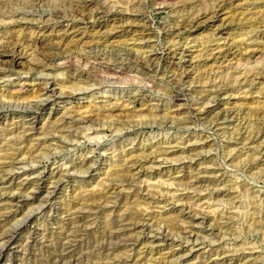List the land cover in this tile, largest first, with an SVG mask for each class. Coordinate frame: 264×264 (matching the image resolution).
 <instances>
[{
	"label": "rangeland",
	"instance_id": "1",
	"mask_svg": "<svg viewBox=\"0 0 264 264\" xmlns=\"http://www.w3.org/2000/svg\"><path fill=\"white\" fill-rule=\"evenodd\" d=\"M12 1L4 10L35 16L0 25V43L21 52L0 55L14 66L0 74V156L20 141L26 158L7 168L12 182L0 176V234L13 233L0 264H264V0H89L82 13L77 0ZM57 10L68 15L38 32L39 13ZM179 10L194 21L178 30ZM218 87L228 91L207 95ZM73 110L87 120L45 135ZM136 215L168 228L166 241L110 239L113 222ZM79 226L89 230L74 239Z\"/></svg>",
	"mask_w": 264,
	"mask_h": 264
},
{
	"label": "bare ground",
	"instance_id": "2",
	"mask_svg": "<svg viewBox=\"0 0 264 264\" xmlns=\"http://www.w3.org/2000/svg\"><path fill=\"white\" fill-rule=\"evenodd\" d=\"M23 1V0H22ZM44 0H26V4H27V2L29 3V2H31V7H38V6H40V4H42V3H44L43 2ZM74 1V0H73ZM87 1H89V0H77V1H75L74 3H72V5H71V9L74 11V12H78V13H82L83 11H84V7H85V4H86V2ZM91 1V0H90ZM216 2V5H217V7L220 9V10H222V9H224V7H226V6H228V5H232L233 4V0H215ZM20 2V1H19ZM24 2V1H23ZM15 2L14 1H12V0H0V18L2 17V19L1 20H3V21H1V23H0V25H3V24H6L7 22L8 23H11V24H13V22L15 23L16 21L18 22L19 20H21V19H27V18H29V16H35V13L34 12H32V13H26V12H19V11H7V9L9 8H7V9H5L4 10V8L5 7H7V6H10V5H12V7L15 5L14 4ZM18 3V2H17ZM90 3V2H89ZM14 4V5H13ZM24 4H25V2H24ZM196 5V4H195ZM192 6V5H191ZM198 6V5H197ZM11 8V7H10ZM41 8V7H40ZM188 8V7H187ZM15 9V8H14ZM182 9V8H181ZM178 10V9H177ZM185 10V9H184ZM220 10L218 11L217 10V13H219L220 12ZM35 11V10H34ZM188 11V10H187ZM196 11V10H195ZM36 12V11H35ZM41 12V11H40ZM68 12H69V9H68ZM86 12V11H85ZM84 12V13H85ZM179 12H180V10L178 11V19H177V24H175V25H173L174 27H173V29H182L188 22H189V25H191V24H193V23H191L190 24V22H193L194 21V19H183V17L182 18H180L179 16H180V14H179ZM214 12V11H213ZM37 13V12H36ZM66 13V12H65ZM65 13H63L61 10L59 11V10H57V11H53V12H51V13H47V14H45V15H43V13H39V17H40V22L41 23H43V25L42 26H40L39 27V31L38 32H45L46 31V29L48 28V26H49V24H50V22H54L55 23V25H58L60 22H62L61 21V19L63 18V17H66L67 15L65 14ZM177 13V12H176ZM183 13V12H182ZM181 13V14H182ZM186 13V12H185ZM190 13V12H189ZM188 13V14H189ZM192 14H194L193 12H191ZM199 13V12H198ZM201 13V12H200ZM206 13V12H205ZM77 14V13H76ZM216 14V13H215ZM78 15H80V14H78ZM191 15V14H190ZM189 15V16H190ZM81 16V15H80ZM84 16V15H83ZM83 16H81V17H83ZM185 16V15H184ZM75 17V16H74ZM193 17V16H192ZM195 17V16H194ZM188 18H190V17H188ZM7 19V22H5L4 20H6ZM173 19V18H172ZM198 20V19H197ZM176 21V20H175ZM172 22H173V20H172ZM171 22V23H172ZM196 22V21H195ZM261 22H264L263 20H261ZM176 23V22H175ZM188 25V24H187ZM186 25V26H187ZM59 26V25H58ZM70 29H65V31H66V33L68 34V31H69ZM71 32H74L73 30L71 31ZM50 46V45H49ZM50 49H56L57 51H58V54H56L57 55V58L58 57H60L61 59L62 58H65V57H67V55H65V52H62L60 49V47H58V46H54V45H52V46H50ZM66 49V48H65ZM21 52H19L16 48H14V47H10V45H7V44H1L0 43V55H2V54H10V55H13V57H14V60H15V57L18 55V54H20ZM48 54V53H47ZM129 54V53H128ZM132 54V53H131ZM56 57V56H55ZM93 57V56H92ZM102 57H100L99 55H95L94 56V59L95 60H99V59H101ZM131 58L136 62V63H138L139 61H141V57H138V56H134V54H132V56H131ZM141 58V59H140ZM55 59V58H54ZM133 60H131V61H133ZM143 60V59H142ZM148 60H150V62H152L153 61V59H151V56H150V58L148 57ZM96 62V61H95ZM100 62V61H99ZM46 63V62H45ZM49 63V62H48ZM93 64V63H92ZM11 66H13V65H11ZM11 66H6V64H3V66H0V74H7V73H9L10 71H12L13 70V68L11 67ZM40 66L42 67V68H45L47 65L46 64H40ZM61 66V65H60ZM137 66V65H136ZM14 67V66H13ZM152 67H153V64H151V63H149V65H148V69H152ZM156 67V66H155ZM158 67V66H157ZM111 68V67H110ZM83 70H85V69H83ZM257 70V69H256ZM80 72V71H79ZM252 72V71H251ZM260 72V71H259ZM82 73V72H81ZM81 73H79V74H81ZM256 73V72H255ZM255 73H253V74H251L250 75V77H248L247 78V80H250L252 77V79L251 80H256V79H260V78H262L263 79V77L261 76L262 74H259L258 72H257V74H255ZM84 74V73H83ZM106 79V78H105ZM111 80V79H110ZM110 80H108V79H106V80H104V81H102V82H110ZM263 81V80H262ZM251 85V84H250ZM219 88V87H218ZM228 91V89L226 88V87H223V88H219L218 90H215V91H210L207 95L208 96H210V95H217V94H219V93H226ZM206 95V96H207ZM176 96L177 97H179V96H182V93H179V94H176ZM48 98H49V95H47V97H44V98H40V100H37L36 102H34V103H31V106L32 107H36L37 109H43L45 106V104H46V102L48 101ZM23 110V109H22ZM80 111V110H79ZM79 111H77V110H73V111H70V113L67 115V116H65V118L62 120V122H60L59 124L57 123V124H54V125H50L49 126V128L46 130V134L45 135H47L48 134V132H50L51 131V129H58L59 127H61L62 125H64V126H67V125H70V126H75V125H78L79 126V124L80 123H82L84 120H87L86 119V117L83 115V114H80V112ZM229 112V111H228ZM230 113V112H229ZM229 113H222V118H225V116H228V114ZM220 117V116H219ZM187 122V121H186ZM157 123H159V122H157ZM189 123V122H188ZM161 124V123H160ZM77 126V127H78ZM6 129V128H5ZM4 130V129H3ZM13 130V129H12ZM59 130V129H58ZM65 130V129H64ZM8 130L6 129V130H4V131H2V133H0V136L1 135H5V136H8V135H10V134H8V132H10V131H8ZM24 132V134L25 135H27V136H34V135H36V134H34V133H32L31 135L29 134V130H24L23 131ZM259 133V132H258ZM25 135H24V137H25ZM13 136V135H12ZM11 136V137H12ZM248 136V135H247ZM264 136V135H263ZM262 135H257L256 134V136H254V137H252V138H249V141L250 142H252V143H256V142H259V140H261L262 141V137H263ZM251 137V136H250ZM28 138V137H27ZM43 138H45V137H39L38 139H43ZM23 139H25V138H23ZM245 139V138H244ZM248 139V138H247ZM26 140V139H25ZM44 141V140H43ZM43 141H40L41 143V145H43ZM245 141V140H244ZM12 142V141H11ZM45 142V141H44ZM18 143H20V141H15V144H12V146H8L9 147V149H8V151H6L5 152V154L3 155V157H1V160H0V172H2L1 173V175L0 176H2V178H3V180H4V182H12L13 180H14V178L15 177H17V176H19L18 175V173H16V172H12V171H9L7 168L9 167V166H13V165H15L17 162H23L26 158L25 157H23L22 156V154H23V152H24V150H22V148L21 147H18ZM197 143V142H196ZM35 146V145H34ZM260 146V145H259ZM35 147H37V146H35ZM254 147V146H253ZM33 149V148H32ZM32 149L30 150V151H27V153L29 152V153H33V151H32ZM39 149V148H38ZM36 150V149H35ZM260 153V152H259ZM26 154V153H25ZM156 158V157H155ZM126 161V160H125ZM134 162V161H133ZM136 163L137 162H134V163H132V165H130V166H125L126 168H124V172H126V171H128L127 173H129L128 175H132V171H134L132 168H134L135 167V165H136ZM139 163V162H138ZM86 165V162L85 161H81L80 163H79V165H77V166H79V167H83V166H85ZM210 165V164H209ZM253 165V164H252ZM76 166V165H75ZM246 166H247V164H246ZM90 167V166H89ZM141 168V167H140ZM247 168H249V167H247ZM123 169V168H122ZM251 169V168H250ZM264 169V168H263ZM126 170V171H125ZM140 170V169H139ZM82 171V170H81ZM122 171V172H123ZM210 171V170H209ZM208 171V172H209ZM123 172V173H124ZM211 172V171H210ZM264 172V171H263ZM123 173H119V174H121V175H123L124 177H125V174H123ZM201 173V172H200ZM204 173V172H203ZM207 173V172H206ZM218 173H219V175H220V177H224V175L226 174L225 172H220V171H218ZM202 175V174H201ZM126 176H127V174H126ZM121 177V176H120ZM128 177V176H127ZM216 177V176H215ZM218 178V179H216V182L217 181H220L221 180V178ZM122 179V178H121ZM125 181L127 180L126 179V177H125V179H124ZM59 181V180H58ZM130 181V180H129ZM202 181V178H200V177H197V182H201ZM60 182V181H59ZM213 182H214V180H213ZM58 183V182H57ZM129 183V182H128ZM113 185V184H112ZM118 187L117 186H112V187H110V189L109 190H113L112 191V193H114L115 191H118V190H116ZM218 190V189H217ZM51 194V193H50ZM92 195V194H91ZM49 196V195H48ZM113 197V196H112ZM50 199V198H49ZM110 200V199H109ZM85 201H87V200H85ZM103 201V200H102ZM92 202V204H89V205H85V206H89V207H91V208H93L94 206H97L98 208L101 206V205H103L102 203H104V202H106V201H104V202ZM88 202V201H87ZM87 202H85L86 204H87ZM81 205H84V204H82L81 203ZM186 205V204H185ZM85 206H83L84 208H85ZM82 208V206H79V208ZM77 208V207H76ZM83 208V209H84ZM87 210V209H86ZM188 210V209H187ZM191 210V209H190ZM74 211V210H73ZM89 211V210H88ZM76 212H78V211H76ZM191 213V212H190ZM194 213V212H193ZM196 213V212H195ZM195 213H194V215H195ZM198 213V212H197ZM197 213H196V215L194 216V215H192V214H190V219L191 218H193V217H196L197 216ZM6 214V213H5ZM90 214V213H89ZM189 214V213H188ZM30 215V214H29ZM69 215V213L65 216V221H70V223H75L76 221H83L82 220V217H76L75 216V218L74 217H69L68 216ZM192 215V216H191ZM232 215V214H231ZM4 216V215H3ZM137 216V215H136ZM5 218H7L8 217V214H6L5 216H4ZM90 217V216H89ZM202 217V216H201ZM87 218V217H86ZM129 218V217H128ZM128 218H126V217H122L121 219H118L117 221H115V222H113V226H114V231L113 232H111L110 233V235H108L109 237H110V239L112 240V239H114V238H120L121 239V241H120V243L121 244H123V243H125V245L126 246H128V245H130L132 242H134V244H135V242H136V239L134 238V235L133 234H135V233H133V232H141V233H146L147 235V237H151L152 238V241L151 242H154V241H156V240H158V239H163V241L168 237V233H167V231H169V229L168 228H166L165 226L163 227V226H161V227H159V229H157V228H155L154 227V224H153V222H152V220L151 219H148V218H145V216L143 217L142 215H139V216H137V217H130L129 219ZM204 218V221H205V219H208V216L206 215L205 217H203ZM191 221V220H190ZM171 222V221H170ZM169 222V223H170ZM174 222V221H173ZM80 223V222H79ZM157 223V222H156ZM80 225V224H79ZM169 225V224H168ZM156 226V225H155ZM171 226V225H170ZM169 226V227H170ZM189 226V225H188ZM75 227H76V225H75ZM86 227V226H85ZM84 227V229L82 228V226H79L78 228H77V230L75 229V231H74V233H70L69 235L70 236H72L73 238L74 237H84L83 235L84 234H86V232H87V228H85ZM172 228H173V226H171ZM170 227V228H171ZM192 227V226H191ZM190 227V228H191ZM164 228V229H163ZM190 228H188L186 225L184 226H181V225H179L178 227H176L175 229H177L178 230V232H179V234L181 233V235L185 238H190L191 236H192V234H193V229H190ZM70 230V229H69ZM88 230H89V228H88ZM72 232V231H71ZM84 232V233H83ZM170 232V231H169ZM174 232V231H173ZM12 234L13 233H7V232H2L1 234H0V247L1 246H5L6 244H8V242H10V240H11V238H12ZM72 234H74V236L72 235ZM176 234V233H175ZM172 235V234H171ZM178 235V234H177ZM140 236H141V234H140ZM139 236V237H140ZM77 238V239H78ZM182 238V237H181ZM69 239H71V238H69ZM75 239V238H74ZM80 239V238H79ZM79 239L77 240V241H79ZM83 239V238H82ZM108 239V238H107ZM68 240V239H67ZM187 240V239H186ZM188 240H190V239H188ZM74 242V240H71V244ZM114 242H115V240H113ZM166 241V240H165ZM69 242V241H68ZM65 244V243H64ZM63 244V245H64ZM71 244L69 243V247H71ZM115 244H117V242H115ZM119 244V243H118ZM131 245H133V244H131ZM66 246V245H65ZM64 246V247H65ZM113 246V245H112ZM112 246H110V247H112ZM67 247H68V244H67ZM2 248V247H1ZM71 249V248H70ZM67 250V249H66ZM68 251V250H67ZM66 252V251H65ZM68 253V252H67ZM178 253V252H177ZM176 253L173 251L172 253H171V256H173V255H175ZM71 255V254H70ZM67 256V255H66ZM69 256V255H68ZM64 257V256H63ZM60 258V257H59ZM58 259V258H57ZM237 259H241V258H237ZM60 260V259H59ZM245 261V260H244ZM208 262V261H207ZM206 264V263H205ZM209 264V263H208Z\"/></svg>",
	"mask_w": 264,
	"mask_h": 264
}]
</instances>
